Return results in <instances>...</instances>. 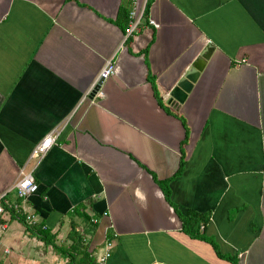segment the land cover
I'll list each match as a JSON object with an SVG mask.
<instances>
[{
    "label": "crops",
    "instance_id": "obj_1",
    "mask_svg": "<svg viewBox=\"0 0 264 264\" xmlns=\"http://www.w3.org/2000/svg\"><path fill=\"white\" fill-rule=\"evenodd\" d=\"M0 196L3 264H69L10 210L108 264H264V0H0Z\"/></svg>",
    "mask_w": 264,
    "mask_h": 264
},
{
    "label": "trees",
    "instance_id": "obj_2",
    "mask_svg": "<svg viewBox=\"0 0 264 264\" xmlns=\"http://www.w3.org/2000/svg\"><path fill=\"white\" fill-rule=\"evenodd\" d=\"M119 15L120 18L126 22L128 18L127 10L121 9ZM10 213L16 216V218L22 220L25 230L31 237L40 239L45 245H51L52 249L56 253L68 259L69 264H98L96 261V256L93 255V252L88 250V244H84L82 237L75 229L69 234V240L71 241V244L69 246H65L64 244L56 243V233H52V229L43 228L41 225L37 224H27L26 215L19 216L18 214L14 213V210H10ZM185 223H188V220H186ZM185 229L186 232L191 236H197L198 234L188 228ZM216 253L219 257L224 258V255L219 254L218 252ZM226 257L232 264H238L237 256L227 255Z\"/></svg>",
    "mask_w": 264,
    "mask_h": 264
},
{
    "label": "built area",
    "instance_id": "obj_3",
    "mask_svg": "<svg viewBox=\"0 0 264 264\" xmlns=\"http://www.w3.org/2000/svg\"><path fill=\"white\" fill-rule=\"evenodd\" d=\"M142 16V13L140 16L137 17V13L135 10L130 11V24L129 27L126 30V33H131L138 25L140 18ZM114 67H113V62L111 60H108L102 70L99 72L98 76L96 77L95 82H97L100 78H107L113 74ZM95 85V84H94ZM91 89L93 88V86ZM57 134V131L55 133H49L46 135L40 143L36 145L34 150L31 153V156H41L43 155L50 145L54 142L55 135ZM18 197L21 199H26L28 196L35 194L38 191V185L34 180V177L31 172H24L23 170L20 171V174L15 182L14 185ZM1 198L0 196V215L4 213V207L1 203ZM106 214V213H104ZM27 222L29 223H34L33 220V215L27 216L26 217ZM112 247L111 244H108V246L99 254L96 255V261L98 264H108V260L111 256V251Z\"/></svg>",
    "mask_w": 264,
    "mask_h": 264
},
{
    "label": "water",
    "instance_id": "obj_4",
    "mask_svg": "<svg viewBox=\"0 0 264 264\" xmlns=\"http://www.w3.org/2000/svg\"><path fill=\"white\" fill-rule=\"evenodd\" d=\"M212 46L208 45L206 49L198 55L193 61L191 68L184 73L181 79L175 84V86L170 90V97L168 103L172 102L184 103L188 94L193 88L194 83L199 77L200 73L203 71L207 60L211 56ZM103 78H100L93 88V92L97 90L102 83Z\"/></svg>",
    "mask_w": 264,
    "mask_h": 264
},
{
    "label": "rangeland",
    "instance_id": "obj_5",
    "mask_svg": "<svg viewBox=\"0 0 264 264\" xmlns=\"http://www.w3.org/2000/svg\"><path fill=\"white\" fill-rule=\"evenodd\" d=\"M64 227H66L67 230L69 229V227L67 225H65ZM64 227L62 230H65ZM31 243H32L31 248H34V241L32 240ZM45 254H46L45 258L47 259L49 255H48V253H45ZM29 255H33L32 257H34V252H30ZM22 256L23 255L21 254L19 262H14V259L9 258V260L6 264H34V261H31V260L27 261L25 258H22ZM5 257L1 260L0 264L5 263ZM35 264H40V263H35ZM45 264H48V263H46V260H45ZM64 264H67V263H64Z\"/></svg>",
    "mask_w": 264,
    "mask_h": 264
}]
</instances>
